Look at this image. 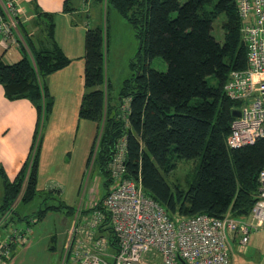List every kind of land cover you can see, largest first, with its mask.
Segmentation results:
<instances>
[{
	"label": "trees",
	"instance_id": "obj_1",
	"mask_svg": "<svg viewBox=\"0 0 264 264\" xmlns=\"http://www.w3.org/2000/svg\"><path fill=\"white\" fill-rule=\"evenodd\" d=\"M99 1L114 8L131 25L140 42L137 56L142 61L141 70L131 64V76L114 93L105 74L106 30L87 26L85 91L78 117L97 124L86 168L98 140L99 169L107 179L104 196L109 184L108 162L116 142L124 137L126 177L140 180L145 194L170 217L247 215L255 203L258 174L264 167V138L237 149L226 146L235 118L232 112L239 111L241 102L229 99L223 86L231 71L247 66L236 0ZM35 11L44 19L39 27L40 45L26 37L24 28L28 52L23 49L22 57L12 64L0 58L4 96L10 100L26 98L37 112L31 153L17 177L9 182L0 169L4 189L0 215L16 202L26 204L45 195L35 189L41 127L52 107L45 78L70 62L55 42L53 15ZM63 11H69L66 2ZM220 17L222 42L211 33ZM155 57L166 62L164 72L148 66ZM207 76H214L215 86L208 85ZM123 103L127 109L121 113ZM170 155H174L173 160L197 159L194 175L186 178L184 189L171 187L165 180L175 168ZM102 227L100 231L113 245L108 219Z\"/></svg>",
	"mask_w": 264,
	"mask_h": 264
},
{
	"label": "built area",
	"instance_id": "obj_2",
	"mask_svg": "<svg viewBox=\"0 0 264 264\" xmlns=\"http://www.w3.org/2000/svg\"><path fill=\"white\" fill-rule=\"evenodd\" d=\"M236 3L247 66L231 71L223 86L229 99L241 102L239 116L231 122L226 138V146L231 149L264 138V0ZM16 14L11 0H0L4 44L16 43V21L5 17ZM124 106L127 109V103ZM125 161L126 141L122 137L107 165L106 195L99 207L91 205L90 212L72 224L65 264H153L148 259L155 257L161 264H232V244L235 250L244 252L250 233L264 227V167L258 174L255 203L247 215L232 217L227 213L215 218L202 213L170 217L145 194L140 180L126 177ZM18 203L0 215V264L8 262L31 235L28 225L20 227L15 221ZM106 219L114 235L113 245L100 231ZM21 220L26 224L36 222L33 217Z\"/></svg>",
	"mask_w": 264,
	"mask_h": 264
},
{
	"label": "crops",
	"instance_id": "obj_3",
	"mask_svg": "<svg viewBox=\"0 0 264 264\" xmlns=\"http://www.w3.org/2000/svg\"><path fill=\"white\" fill-rule=\"evenodd\" d=\"M11 1L17 14L13 17L10 15H5V17L16 21L14 30L16 43L4 44L0 34L2 61L6 64L15 63L22 57L23 49L25 53L28 52L24 41V28L27 33L26 37L32 39L35 46L40 45L39 27L44 24V19L37 17L35 10L53 15L55 42L70 61L67 66L45 78V85L52 99V107L41 127L42 139L38 153V175L35 186L37 192L45 193V195L35 199L45 209L49 207L62 210L64 209L62 206H65L68 208L66 210H72L74 221L76 218L79 219L78 217L82 220L94 201L91 200V204L87 205L83 197L73 212V203L70 204L69 198L72 197L74 200L77 194L79 196L87 164V122L90 121L78 117L85 91L84 37L87 26H89L87 12L84 9L86 4L81 5L78 1L73 5V0ZM65 2L69 10L66 12L63 11ZM36 122L37 112L34 105L26 98L7 99L0 85V169L9 182L17 177L31 153ZM94 126L97 130L96 123ZM3 195V180L0 176V204ZM53 199L59 203L58 207L52 204L47 206ZM16 216L19 221L22 219L18 211ZM71 227L65 250L70 238Z\"/></svg>",
	"mask_w": 264,
	"mask_h": 264
},
{
	"label": "rangeland",
	"instance_id": "obj_4",
	"mask_svg": "<svg viewBox=\"0 0 264 264\" xmlns=\"http://www.w3.org/2000/svg\"><path fill=\"white\" fill-rule=\"evenodd\" d=\"M78 1L81 5L86 4L84 9L87 12L89 26H99L106 30L105 74L113 92L116 93L123 85V81L131 76L133 71L130 66L132 63L137 65L135 68L142 69V61L141 59L138 60L137 56L140 45L139 39L135 36L131 25L122 19L114 8L111 6L106 7L104 1L73 0L72 4L75 5ZM179 1L183 3L185 0ZM221 20L222 18L220 17L214 21L211 31L213 37L219 42L223 40ZM148 66L160 72L166 70V62L160 57L153 58L148 62ZM206 81L210 86L216 85L214 76H207ZM124 110L125 106L123 103L119 111L122 113ZM96 135L97 130L94 123L91 121L87 122V159ZM99 150L98 140H96L91 161L81 182L79 196L77 194L74 200L72 197L69 198L70 204L73 203V212L83 197H85L84 201L89 205L91 200L94 201V204L98 203L105 194L104 183L107 179L105 174L99 169ZM173 156L170 155L169 157L175 163V168L165 176V180L171 187L177 186L184 189L186 187V178L194 175L197 159L173 160ZM51 201H49L47 206L52 204L58 207L59 203L57 201H54V199ZM44 209L45 207L41 206V203H37V199L26 205L18 203L15 213L18 211L22 218L37 217L38 220L26 224L23 220L20 222L15 217L18 226L28 225L31 235L22 249L15 253L12 260L4 264H65L63 262L65 244L74 216L68 213L66 209L58 210L50 209L49 207L45 211ZM39 211H43L40 217H38ZM232 245V264H264V227L250 233L244 252L241 253L235 250L236 245ZM148 260L153 264H161L160 259L157 257Z\"/></svg>",
	"mask_w": 264,
	"mask_h": 264
},
{
	"label": "water",
	"instance_id": "obj_5",
	"mask_svg": "<svg viewBox=\"0 0 264 264\" xmlns=\"http://www.w3.org/2000/svg\"><path fill=\"white\" fill-rule=\"evenodd\" d=\"M232 116L238 117L239 116V111H233L232 112ZM180 262L183 263V261H180Z\"/></svg>",
	"mask_w": 264,
	"mask_h": 264
}]
</instances>
